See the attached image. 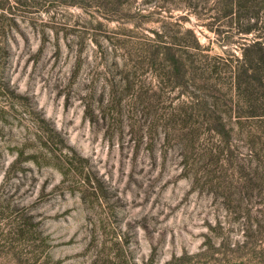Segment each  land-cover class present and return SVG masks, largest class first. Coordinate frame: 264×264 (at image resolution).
Returning a JSON list of instances; mask_svg holds the SVG:
<instances>
[{"label": "rangeland", "instance_id": "obj_1", "mask_svg": "<svg viewBox=\"0 0 264 264\" xmlns=\"http://www.w3.org/2000/svg\"><path fill=\"white\" fill-rule=\"evenodd\" d=\"M258 40L264 0H0V264H264Z\"/></svg>", "mask_w": 264, "mask_h": 264}, {"label": "trees", "instance_id": "obj_2", "mask_svg": "<svg viewBox=\"0 0 264 264\" xmlns=\"http://www.w3.org/2000/svg\"><path fill=\"white\" fill-rule=\"evenodd\" d=\"M254 47L253 50H251V53L249 54L248 60L249 66L248 68H244V72L246 76L248 75L249 80H247V87H245L244 96L247 99H243V104L247 105H253L257 106L258 108H261V111H258L259 113L251 114L247 116V119L250 120L252 118L256 117V120L250 121V132L253 133L254 136L258 139L257 131L260 130V126H264V102L259 103L258 99H255L257 97V94L254 93V89L250 86H255V84H263L264 83V40H258L255 41L252 44ZM252 70V73L249 74V71ZM253 123V124H252ZM263 123V124H262ZM221 128L224 130L226 128V124L222 120H220ZM259 140H261L264 147V130L262 129L261 136L259 137ZM264 152V149L263 151Z\"/></svg>", "mask_w": 264, "mask_h": 264}]
</instances>
